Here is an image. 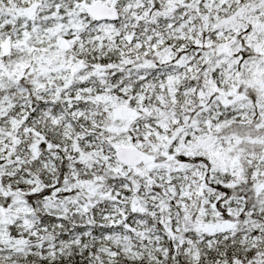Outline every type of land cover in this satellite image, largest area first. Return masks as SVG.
<instances>
[{
	"label": "snow or ice",
	"instance_id": "6c2138e0",
	"mask_svg": "<svg viewBox=\"0 0 264 264\" xmlns=\"http://www.w3.org/2000/svg\"><path fill=\"white\" fill-rule=\"evenodd\" d=\"M0 264H264V0H0Z\"/></svg>",
	"mask_w": 264,
	"mask_h": 264
}]
</instances>
